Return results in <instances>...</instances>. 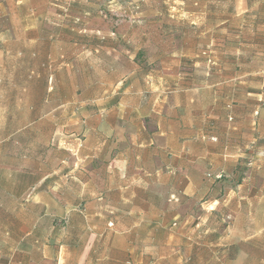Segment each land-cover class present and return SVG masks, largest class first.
I'll use <instances>...</instances> for the list:
<instances>
[{
    "label": "crops",
    "instance_id": "0c3cea01",
    "mask_svg": "<svg viewBox=\"0 0 264 264\" xmlns=\"http://www.w3.org/2000/svg\"><path fill=\"white\" fill-rule=\"evenodd\" d=\"M0 8V264H264V0Z\"/></svg>",
    "mask_w": 264,
    "mask_h": 264
},
{
    "label": "rangeland",
    "instance_id": "374dc122",
    "mask_svg": "<svg viewBox=\"0 0 264 264\" xmlns=\"http://www.w3.org/2000/svg\"><path fill=\"white\" fill-rule=\"evenodd\" d=\"M51 4H57V2H58V0H48ZM63 1V0H62ZM117 1H121V2H124V1H126V0H117ZM37 2V1H36ZM102 2H104V4L105 3H107L108 2V0H102ZM63 3V2H62ZM3 12H2V10H1V8H0V20H2L1 18H2V14ZM105 13H107L106 11H105ZM108 14V13H107Z\"/></svg>",
    "mask_w": 264,
    "mask_h": 264
}]
</instances>
